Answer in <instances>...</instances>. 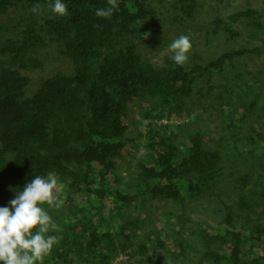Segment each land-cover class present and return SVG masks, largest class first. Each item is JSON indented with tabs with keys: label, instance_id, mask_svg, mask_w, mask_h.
<instances>
[{
	"label": "trees",
	"instance_id": "obj_1",
	"mask_svg": "<svg viewBox=\"0 0 264 264\" xmlns=\"http://www.w3.org/2000/svg\"><path fill=\"white\" fill-rule=\"evenodd\" d=\"M50 2L0 0V206L56 172L62 202L44 207L60 240L43 264H264V6L213 18L203 37L222 50L191 46L177 66L140 45L202 30L200 0H118L109 18L94 14L106 0H64L62 17ZM47 48L67 71L38 75ZM215 88L217 140L172 124ZM131 106L145 110L133 166Z\"/></svg>",
	"mask_w": 264,
	"mask_h": 264
},
{
	"label": "clouds",
	"instance_id": "obj_2",
	"mask_svg": "<svg viewBox=\"0 0 264 264\" xmlns=\"http://www.w3.org/2000/svg\"><path fill=\"white\" fill-rule=\"evenodd\" d=\"M108 7L95 9V16L109 18L118 9V0H106ZM52 14L64 16V0H51ZM36 9L34 8L33 11ZM190 38L179 35L168 45L170 59L177 66L188 60ZM59 181L55 171L36 175L6 205L0 206V264H43L53 246L59 243L58 224L44 207H59Z\"/></svg>",
	"mask_w": 264,
	"mask_h": 264
},
{
	"label": "rangeland",
	"instance_id": "obj_3",
	"mask_svg": "<svg viewBox=\"0 0 264 264\" xmlns=\"http://www.w3.org/2000/svg\"><path fill=\"white\" fill-rule=\"evenodd\" d=\"M200 2H202V9L197 15L196 21L200 24V26L203 27V29L198 32L189 33V37L192 40V51L198 52L201 55H205L207 57H209V51H214L213 53H217L219 46L222 50L221 35L219 38L210 39L208 43H206L207 40L203 37L205 32L204 28H208L210 26V21L213 18L217 16L225 18L231 12L243 10L246 7L260 9L264 6V0H200ZM175 38L177 37L166 34L158 45H153V43L144 45L142 44L140 45V54L142 57L150 60L151 62L160 65L163 62V58L170 54L168 51V45ZM240 44L241 40H239L237 43L231 44V47H238ZM43 54V58H41L43 71H38V75L49 76L56 73L57 71H67V67L69 66L67 60L64 57L58 55L53 48H47L44 50ZM188 54H190V50ZM254 62V60L252 62L250 59L243 60V63L246 65V67L242 66V69L254 70ZM216 90V88L212 90L211 94L207 97L200 98L199 96L197 97V95H193L190 98V101H188V103L185 105V112L188 114V116L182 119H175L172 121V124L189 122L192 124V127L204 131L208 138L217 140L220 136L217 127L221 126L223 120L222 117L219 116L214 109H212L213 106H210ZM144 111L145 110L143 109L139 110L138 106H131L130 110L127 112L129 128L126 134L127 144L123 154H131L129 158L127 155L124 156V162L126 163V160L129 159L131 161V166H133L136 160L142 157L145 152L143 147L145 139L144 136L141 135L143 134L141 119L143 116L142 113ZM223 111L227 110L223 108ZM163 123H165V121H163ZM215 130H217V132ZM179 132L180 131H177V134H179ZM178 138L179 140L184 141L183 135L181 136L179 134Z\"/></svg>",
	"mask_w": 264,
	"mask_h": 264
}]
</instances>
